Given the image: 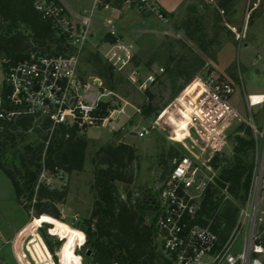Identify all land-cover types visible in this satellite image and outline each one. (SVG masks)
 I'll list each match as a JSON object with an SVG mask.
<instances>
[{
	"label": "rangeland",
	"instance_id": "1",
	"mask_svg": "<svg viewBox=\"0 0 264 264\" xmlns=\"http://www.w3.org/2000/svg\"><path fill=\"white\" fill-rule=\"evenodd\" d=\"M63 2L76 22H83L93 5V0ZM162 3L166 9L165 21L135 8L96 7L93 10L92 33L82 51L80 74L86 86L94 88L93 91L98 89L108 93L104 99L113 109H109L104 124L78 133L87 140L82 170L71 174L62 171H45L44 176L40 174L41 182L51 188H67L68 192L65 201L58 204L60 217L44 215L36 223L33 232L21 239L22 248L27 244L31 255L38 262L51 264L49 259L52 255L45 237L52 243L54 252L66 244L61 253L63 257L69 255L73 247V244L69 247L66 241L76 242V263L88 262L87 252L91 249L87 245L85 230L89 227L96 195V164L93 159L106 143L128 141L136 148L137 159L131 164L135 179L130 189L134 201L138 200L144 209L145 222L153 223L154 212L150 201L167 177L174 159L185 152L193 156L200 154L198 144L181 141L187 135L189 121L185 115L189 109L188 102L192 99L191 93H196L207 72L214 70L232 78L236 85L233 104L245 116L254 119L258 126L262 123L264 108L249 110L245 106V96L248 93H264V0H163ZM107 18L113 21L118 37L132 45L131 62L123 71L108 64L102 54L105 48L99 46V39L107 28L103 21ZM1 61L0 58V92L4 90L5 80ZM161 67L164 71L159 74ZM134 70L138 72L136 82L130 78ZM150 73L156 74V81L149 85L148 92L143 93L138 85ZM149 107L151 110L146 112ZM158 119L166 131L153 130L146 136L138 135L142 126ZM240 126H243L241 130ZM172 128L174 133L170 132ZM248 129L251 128L247 124L236 123L230 130L229 148H232L237 132L247 136ZM251 132L255 138L252 129ZM28 134V141L38 139L35 131ZM22 145L20 143L9 149L8 161L11 153ZM257 146L256 140V150L250 154L253 161L256 159ZM171 151L176 153L173 158L170 157ZM218 171L220 175L221 169ZM115 185L121 196L126 198L128 186L120 181L115 182ZM14 197L10 178L0 170V225L5 224L8 217L16 223L17 218L25 216L12 214L10 200ZM221 198L218 191H212L203 197L202 206L206 208L211 202L219 204ZM27 202L24 200V203ZM237 204L243 205L245 201L233 197V200L223 202L219 208L217 228L223 241L231 236L235 228ZM23 210L29 222L35 212L33 209L30 213L25 208ZM73 233L82 235L83 242ZM15 241H11L12 247ZM240 245L241 239L237 242V248ZM0 246L3 250L0 258L7 262L0 260V264H17L10 246H3L2 243ZM156 263L165 264L162 254H159Z\"/></svg>",
	"mask_w": 264,
	"mask_h": 264
},
{
	"label": "built area",
	"instance_id": "2",
	"mask_svg": "<svg viewBox=\"0 0 264 264\" xmlns=\"http://www.w3.org/2000/svg\"><path fill=\"white\" fill-rule=\"evenodd\" d=\"M162 1L93 0L89 16H85L83 22H76L60 0H34L42 17L65 35L72 49L58 55L31 51L24 60L10 66L5 72V95L0 94V119L14 121L22 116L30 117L32 126L28 132L43 129L46 143L62 126H74L83 131L104 124L108 117H102L99 110L108 93L93 91L80 74L82 51L92 33L93 10L96 7L135 8L165 21ZM103 25L107 28L99 39L100 48H105L102 54L110 66L123 71L131 62L132 45L118 37L110 18L105 19ZM163 71L161 67L158 73ZM137 77L138 72L132 71L131 80L136 82ZM155 81L156 74H147L138 88L145 93ZM235 86L232 78L224 73L213 70L205 74L196 93H191L187 135L181 141L198 144L200 154L193 156L185 152L175 158L167 177L151 198L155 240L169 264H264V116L258 126L254 119L235 107L232 102ZM245 106L249 110L264 108V93L246 94ZM236 123H245L252 129L258 146L248 197L245 204H237L235 228L223 241L217 228L218 211L222 203L233 200V196L227 186L220 184V167H215L213 161L233 156L236 141L234 139L229 148V137ZM165 128L158 119L142 126L138 135L143 137L153 130L166 131ZM170 132L175 131L172 128ZM237 133L242 135V132ZM45 171L42 170L41 176ZM212 191H218L222 201L208 215L202 201ZM239 239L241 245L237 248ZM13 248L17 264H44L31 255L27 244L16 249L14 242ZM58 252H51V264H60Z\"/></svg>",
	"mask_w": 264,
	"mask_h": 264
},
{
	"label": "trees",
	"instance_id": "3",
	"mask_svg": "<svg viewBox=\"0 0 264 264\" xmlns=\"http://www.w3.org/2000/svg\"><path fill=\"white\" fill-rule=\"evenodd\" d=\"M71 49L65 35L42 17L34 0H0V58L5 72L24 60L31 51L58 55ZM0 94L4 96V90ZM109 109L113 107L102 102L101 116L107 117ZM150 110L149 107L146 112ZM31 126L32 119L27 116L14 121L0 119V169L10 178L17 202L27 212L30 213L31 209L35 212L22 231V239L33 232L44 215L59 218L58 204H62L67 196V188H51L39 181L42 170L66 174L82 170L87 148L86 138L78 135L80 131L74 126H62L48 143L45 132L39 128L34 129L39 140L28 141ZM246 134L236 135L230 159L216 158L213 161L214 166L221 169L220 184L227 186L229 193L241 201H245L249 194L254 171L250 154L256 150L251 129ZM20 143H23L22 147L15 149L8 161L9 149ZM175 154L171 151L170 157ZM136 159V148L122 141L104 144L94 156L96 195L89 227L85 230L87 245L91 249L87 264H157L159 254L163 255L165 264H169L155 240V217L153 223L145 222L144 209L138 200L134 201L130 189L135 179L131 164ZM117 181L128 186L126 198L118 191ZM24 200L28 202L24 203ZM215 208L217 203L211 202L204 211L209 215ZM45 239L54 253L52 243ZM16 248L22 247L17 245Z\"/></svg>",
	"mask_w": 264,
	"mask_h": 264
},
{
	"label": "crops",
	"instance_id": "4",
	"mask_svg": "<svg viewBox=\"0 0 264 264\" xmlns=\"http://www.w3.org/2000/svg\"><path fill=\"white\" fill-rule=\"evenodd\" d=\"M60 2L67 8V6L65 5V3L63 2V0H60ZM68 10V8H67ZM69 11V10H68ZM70 12V11H69ZM70 14H72L70 12ZM73 15V14H72ZM173 66V64H172ZM181 133V132H180ZM122 142H126L128 143V141H122ZM1 170V169H0ZM10 204L11 205V211H12V214L14 213V215L18 216V214H21L22 215H25L23 217H19L16 219V223L14 222H11L10 218L8 217L7 219H5V224H2L0 225V243H2L3 246H7L9 245L10 248H11V253L13 251V247L11 245V241L13 239H15V247L17 245H21V234H22V231L23 229L26 227V225L29 223L28 222V217L26 215V212L23 210L22 206L17 202L16 200V195L14 197V199L10 200ZM13 220V219H12ZM28 222V223H27ZM69 241V240H68ZM66 241V243L68 242ZM72 244H73V247H72V250H71V253L68 255H65L64 257L62 256V251L65 250V247H66V244L64 246V248L62 247L59 252H58V256H59V259H60V264H75L76 263V260H75V256H76V251H75V248H76V245L77 243L72 241ZM23 245V244H22ZM3 246H2V249H3ZM22 247V246H21ZM17 249V248H16ZM3 252V250L1 251ZM1 261H4L5 263H7L4 259H1ZM77 264V263H76Z\"/></svg>",
	"mask_w": 264,
	"mask_h": 264
},
{
	"label": "snow or ice",
	"instance_id": "5",
	"mask_svg": "<svg viewBox=\"0 0 264 264\" xmlns=\"http://www.w3.org/2000/svg\"><path fill=\"white\" fill-rule=\"evenodd\" d=\"M45 219H46V218H45ZM61 227H63V226L61 225ZM72 235H73V236H79L81 242H83L84 237H83L82 235H80L79 233H73ZM71 245H72V241L69 240V241H68V246L70 247Z\"/></svg>",
	"mask_w": 264,
	"mask_h": 264
},
{
	"label": "bare ground",
	"instance_id": "6",
	"mask_svg": "<svg viewBox=\"0 0 264 264\" xmlns=\"http://www.w3.org/2000/svg\"><path fill=\"white\" fill-rule=\"evenodd\" d=\"M185 118L189 121V119H190L189 109L187 110V113H186V115H185Z\"/></svg>",
	"mask_w": 264,
	"mask_h": 264
},
{
	"label": "water",
	"instance_id": "7",
	"mask_svg": "<svg viewBox=\"0 0 264 264\" xmlns=\"http://www.w3.org/2000/svg\"><path fill=\"white\" fill-rule=\"evenodd\" d=\"M90 253H91V251H90V250H88L87 254H90Z\"/></svg>",
	"mask_w": 264,
	"mask_h": 264
}]
</instances>
